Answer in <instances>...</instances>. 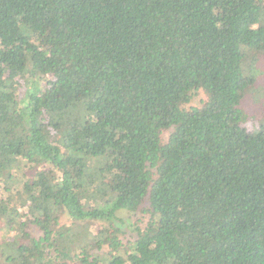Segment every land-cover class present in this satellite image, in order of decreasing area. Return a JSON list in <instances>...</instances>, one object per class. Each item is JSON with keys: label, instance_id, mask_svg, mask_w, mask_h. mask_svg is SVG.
<instances>
[{"label": "trees", "instance_id": "1", "mask_svg": "<svg viewBox=\"0 0 264 264\" xmlns=\"http://www.w3.org/2000/svg\"><path fill=\"white\" fill-rule=\"evenodd\" d=\"M261 57L264 0H0L5 262L264 264Z\"/></svg>", "mask_w": 264, "mask_h": 264}, {"label": "rangeland", "instance_id": "2", "mask_svg": "<svg viewBox=\"0 0 264 264\" xmlns=\"http://www.w3.org/2000/svg\"><path fill=\"white\" fill-rule=\"evenodd\" d=\"M264 57H261L262 60L258 61V70L261 73L258 76V81L256 85L246 91L242 100V106L245 108L247 116L244 122V125L249 128H254V130H259L261 126L264 124ZM206 99L205 94L201 92H197L192 99V102L187 106H201ZM52 135V134H51ZM1 184L5 185L4 181L0 182ZM0 197L4 200L10 198L7 193L3 190L0 191ZM17 206H20V201L14 203ZM118 219L115 220L114 226L118 228L121 233L119 234V238L123 240L124 244H128L131 240H134L137 236V224L141 227H145V223L147 222V217L141 214H134L129 213L127 211H120L117 213ZM140 219V220H139ZM27 220V219H26ZM139 220V221H138ZM138 221V223H137ZM60 227L74 230L81 227L80 234L82 235L86 231L90 230L93 233H97L99 230L98 225L92 223H85L80 225L74 222L71 217L67 213H63L60 220ZM28 231L34 237H40V233L35 227H29ZM17 235L16 231H7L5 227V223L0 221V244L2 241L8 242L9 240L16 238ZM129 245V244H128ZM127 245V246H128ZM79 244L75 243V247H78ZM3 250L4 248L0 247V264H8L6 259L9 258L8 254H11V248H7L4 254H7L3 258ZM54 255L55 252L53 251Z\"/></svg>", "mask_w": 264, "mask_h": 264}]
</instances>
